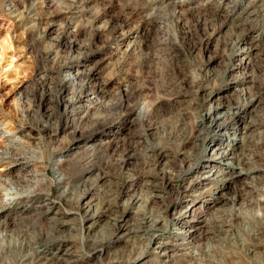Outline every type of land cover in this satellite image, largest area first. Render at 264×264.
<instances>
[{
	"label": "rangeland",
	"instance_id": "rangeland-1",
	"mask_svg": "<svg viewBox=\"0 0 264 264\" xmlns=\"http://www.w3.org/2000/svg\"><path fill=\"white\" fill-rule=\"evenodd\" d=\"M0 210V264H264V0H0Z\"/></svg>",
	"mask_w": 264,
	"mask_h": 264
},
{
	"label": "bare ground",
	"instance_id": "bare-ground-1",
	"mask_svg": "<svg viewBox=\"0 0 264 264\" xmlns=\"http://www.w3.org/2000/svg\"><path fill=\"white\" fill-rule=\"evenodd\" d=\"M240 55V54H239ZM47 94V93H46ZM256 102V101H255ZM254 104V101H251V104H247L243 109H240L237 113H241L242 111H245L248 107H250V106H252ZM217 107H219V106H217ZM214 108V110H212L213 112H209L208 113V115H210V117H212V115H214L213 117H212V121L210 122V123H212V124H216L214 121L216 120H218V119H223L225 116H226V114H223V113H217V109L218 108ZM48 122V121H47ZM218 126V125H217ZM254 127V124H252L251 126H250V128H253ZM218 129H219V126L217 127ZM204 142H205V139H204ZM227 147H228V145L226 144V145H223V146H218V147H216L215 148V152H217V151H219V154L217 155H215V158H213L212 160H210V162H208L207 163V165H204L202 168L200 167V169H201V173L203 174V177H204V179H207V180H211V178L212 177H214L213 179H212V182L213 181H215L218 177H220L221 176V174L222 175H224V174H226L223 170H222V168H219L218 167V164H219V162H217V159H219V156L220 157H224V158H226L227 157V159H233V157H229V155L231 156L233 153H232V150H230V147H228V149H227ZM247 155H245V157H246ZM241 157V158H235L234 159V161L236 160V163L238 164V165H243V164H245L246 162H249L248 161V158L246 157ZM233 161H230V162H228V163H226V164H224V163H221L223 166H225L226 168H228V169H231V170H235V169H238V168H235V162H233ZM195 170H196V168H194ZM193 168H190V170L188 171V175H190V174H192L193 172L195 173L196 171L194 170ZM250 171H252V169L250 170H248V171H244V169H243V171H241V173L242 172H246V173H249ZM227 172V171H226ZM54 173H55V175H56V183H61L62 182V180H63V177H62V174H61V172H60V170H59V168L57 167V165L56 166H54ZM152 190H153V192H156V187H153L152 188ZM153 196V195H152ZM89 197H90V193H89V191L88 192H85L84 193V195L81 197V199H80V203H82L83 205H82V207H83V210L85 209V211H86V213H87V215H89V213H90V211H91V208H92V204H91V200H87V199H89ZM154 197V196H153ZM156 197V196H155ZM234 198L235 197H233L232 198V200H234ZM9 211V210H8ZM202 211V210H201ZM10 212V211H9ZM195 210H192V209H189L188 210V213H187V215L184 217V218H181V217H176L175 219H173V226H179V228H174V229H176V231L174 232V234L178 237V236H181L182 234H183V240L186 242V241H188V240H190V242H191V240L193 239V238H195L197 235H198V231L200 230L199 229V227L198 226H188L189 225V223H190V221L189 220H187V218H190V216H192L193 217V215H195ZM5 212L3 211V210H0V216L1 215H3ZM197 213V212H196ZM198 214H201L200 213V211H198ZM116 215V214H115ZM127 215H128V211H126V210H124L123 212H121V215H119V216H116L115 218H114V225H116V227L117 226H119L123 231H126V230H128L127 229V221L125 220L126 219V217H127ZM94 217H96L95 215H94ZM151 224L150 225H148V226H150V230L151 231H155V230H158V229H160L159 227H158V225L160 224V222L159 221H157V220H153V221H149ZM220 223V222H219ZM223 223V222H222ZM63 224V223H62ZM58 225V224H57ZM215 228H216V226H215ZM222 228H223V226H222ZM179 230V231H178ZM202 231V230H201ZM261 232V231H260ZM200 235V234H199ZM202 235V234H201ZM260 235H262V234H260ZM156 237H159V236H157L155 233L153 234L152 233V235L150 236V239H151V241L152 240H154ZM155 242V241H154ZM192 243V242H191ZM158 244H159V249H164V250H167V248H166V246H165V244H163V243H159L158 242ZM186 245H187V243H186ZM158 248V247H157ZM43 254V252H41V251H37V258H39L41 255ZM67 254L65 253V254H61V253H56V254H53L52 255V257L54 256V258L52 259V257L50 258V259H48L49 260V264H60L61 263V261H63V259H64V257L66 256ZM192 256V259H195V255H191ZM36 257V256H35ZM42 257V256H41ZM34 258V257H33ZM32 258V259H33ZM30 259V258H29ZM40 259V258H39ZM67 259V258H66ZM38 261V260H37ZM195 261V260H194ZM33 263L35 262V261H32ZM59 262V263H58Z\"/></svg>",
	"mask_w": 264,
	"mask_h": 264
}]
</instances>
